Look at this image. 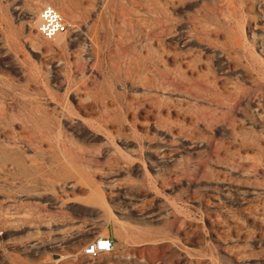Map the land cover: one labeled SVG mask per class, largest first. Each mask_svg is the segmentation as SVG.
Instances as JSON below:
<instances>
[{
  "label": "rangeland",
  "instance_id": "obj_1",
  "mask_svg": "<svg viewBox=\"0 0 264 264\" xmlns=\"http://www.w3.org/2000/svg\"><path fill=\"white\" fill-rule=\"evenodd\" d=\"M263 237L264 0H0V264H264Z\"/></svg>",
  "mask_w": 264,
  "mask_h": 264
},
{
  "label": "built area",
  "instance_id": "obj_2",
  "mask_svg": "<svg viewBox=\"0 0 264 264\" xmlns=\"http://www.w3.org/2000/svg\"><path fill=\"white\" fill-rule=\"evenodd\" d=\"M69 24L65 17L53 6L44 5L38 12L37 32L44 40H53L68 32ZM114 250V242L108 237H98L85 244L82 255L94 257L110 254Z\"/></svg>",
  "mask_w": 264,
  "mask_h": 264
},
{
  "label": "bare ground",
  "instance_id": "obj_3",
  "mask_svg": "<svg viewBox=\"0 0 264 264\" xmlns=\"http://www.w3.org/2000/svg\"><path fill=\"white\" fill-rule=\"evenodd\" d=\"M50 6H51V5H50ZM37 22H38V17H37ZM68 24H69V23H68ZM96 28H97L96 25H94V26H93V30H96ZM93 36H94V35H93ZM57 37H58V36H57ZM90 37H91V36H90ZM55 38H56V37H55ZM61 38H62V37H61ZM58 40H59V39H58ZM62 40H63V39H62ZM89 40H90V39H89ZM59 42H61V39H60ZM59 42H58V43H59ZM53 43L55 44L56 42H53ZM62 43H63V41H62L61 43L57 44V46L60 45V44H62ZM91 43H92V42H91ZM95 43H97V42H95ZM55 46H56V45H55ZM100 51H101V50H100ZM99 58H100V57H99ZM82 66H83V65H82ZM82 66H80V67H82ZM185 68H186V67H185ZM183 69H184V68H183ZM169 78H170V77H169ZM235 90H236V89H235ZM237 94H238V93H237ZM236 142H237V141H236ZM243 146H244V145H243ZM101 235H102V234H101ZM101 237H102V236H101ZM263 238H264V237H263ZM257 248H258V247H257ZM58 257H59V259H62L61 256H58ZM62 257H63V256H62ZM63 258H64V257H63Z\"/></svg>",
  "mask_w": 264,
  "mask_h": 264
}]
</instances>
